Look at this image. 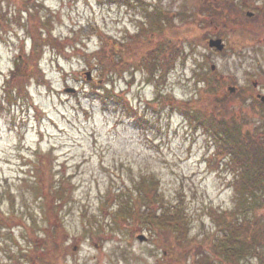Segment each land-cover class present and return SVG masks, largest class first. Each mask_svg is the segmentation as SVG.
I'll use <instances>...</instances> for the list:
<instances>
[{
	"label": "rangeland",
	"instance_id": "1",
	"mask_svg": "<svg viewBox=\"0 0 264 264\" xmlns=\"http://www.w3.org/2000/svg\"><path fill=\"white\" fill-rule=\"evenodd\" d=\"M23 2L33 17L18 10ZM147 8L165 11L166 29L175 25L179 55L168 58L166 73L154 76L125 60L104 76L89 52L100 49L119 63L117 53L126 54L119 42L130 45L150 25ZM2 12L0 210L8 219L0 218V264H35L34 251L62 264H188L168 261L164 232L154 239L147 230L130 231L112 212L148 180L158 181L169 204L183 205L198 239L217 229L211 207L234 208V175L217 154L219 143L179 106L195 98L188 108L199 113L245 111V129L262 135L264 103L254 94L264 93V0H3ZM41 23L43 37L49 29L61 48H37L40 78L14 103L7 89L18 77L11 72L18 57L33 53L32 32ZM219 37L221 51L209 44ZM202 76L216 81V92L202 88Z\"/></svg>",
	"mask_w": 264,
	"mask_h": 264
},
{
	"label": "trees",
	"instance_id": "2",
	"mask_svg": "<svg viewBox=\"0 0 264 264\" xmlns=\"http://www.w3.org/2000/svg\"><path fill=\"white\" fill-rule=\"evenodd\" d=\"M2 4L3 0H0V31L8 29ZM23 4L24 2L17 6L18 10L25 8L29 16L33 17L34 14L30 12L32 7ZM146 11L150 14V25L143 26L139 33L134 34L129 41L130 45L119 42L126 47V54L117 53L119 63L114 61V56H105L104 51L100 49L89 52L88 56L91 59L94 58L104 65L100 67L101 74L112 75L115 72V65L121 62L123 64L125 60H130V63L137 66H145L154 76L160 69L165 73L168 72V58L178 56L181 49L173 38L178 31L173 30L174 24L166 29V21L162 23L165 15L163 9L154 8L150 12L147 8ZM41 26L43 28L40 29L38 25L39 30L37 27L36 32H32L33 53L25 57L26 60L24 57H18L14 70L11 72L13 76L11 79L18 77L7 89L9 97L14 98V103L20 97L28 98L29 81L33 77L40 78L42 70L34 64L39 58L40 51L37 48L45 44L61 48L59 44L62 42L54 37L49 29L48 36L43 37L42 29L47 25L41 23ZM113 64L114 67H112ZM199 80H201L199 82L202 88H211L213 93L216 92L215 88L218 89L216 81L211 77L202 76ZM103 90L111 97H115L113 91L108 88L105 87ZM119 98L122 97L119 96ZM166 100L168 107L173 109L176 101H173L170 95L166 96ZM195 100L197 99L185 101V104L179 106V111L193 127L202 125L204 130L214 136L219 143L217 154L220 159L226 158L225 164L234 175L231 180L235 192L234 208L214 210L211 207L209 213L217 229L211 232L207 239L205 236L204 239H198L197 235H190V226L183 214L185 211L183 205L169 204L164 196L158 193V181L148 180L150 183L148 181L143 183L146 185L142 183L137 185L136 196H129L127 200L118 203L120 205L112 212L113 219H118L130 231L147 230L154 239L164 232L166 236L162 234L163 247L169 255V262L179 260L188 264H246V261H249L250 264H264V129L261 132L262 135L245 129L247 122L245 111L239 115L233 111V115L227 117L229 109H223L222 106L209 115L188 108ZM255 103L259 106L263 105L258 100ZM262 114L264 115V112ZM262 118L264 119V116ZM259 125H264V121ZM257 139L261 141L258 142ZM147 184L150 185L147 186ZM42 197L43 194H41ZM45 197H48L47 194ZM0 218L8 219L1 210ZM204 244L207 246L203 247ZM32 260L35 264H62L58 261V257L44 260L35 251L32 254ZM253 260L256 262H252Z\"/></svg>",
	"mask_w": 264,
	"mask_h": 264
},
{
	"label": "water",
	"instance_id": "3",
	"mask_svg": "<svg viewBox=\"0 0 264 264\" xmlns=\"http://www.w3.org/2000/svg\"><path fill=\"white\" fill-rule=\"evenodd\" d=\"M209 44H210V46L216 47L219 50H222L224 48V43H223L221 38L210 39ZM86 76H87V79L90 80L92 78V71H90V70L87 71L86 72ZM228 90H230L231 92L235 93L237 91V87L230 85V86H228ZM69 91L74 92L75 89L71 88ZM258 97L264 102V95L259 94ZM138 238L141 241H143V240L146 239V236L145 235H139Z\"/></svg>",
	"mask_w": 264,
	"mask_h": 264
},
{
	"label": "flooded vegetation",
	"instance_id": "4",
	"mask_svg": "<svg viewBox=\"0 0 264 264\" xmlns=\"http://www.w3.org/2000/svg\"><path fill=\"white\" fill-rule=\"evenodd\" d=\"M246 8H249L248 6H246ZM262 8V7H261ZM249 10V11H248ZM165 12V11H164ZM254 14H255V12L254 11H252V10H250V9H247L246 10V18H247V15L248 16H250V17H252V18H254ZM247 40L248 39H250V37H247L246 38ZM254 86L255 87H257L258 86V83L257 82H254ZM260 92L257 90V88H256V91H255V98H257V94H259ZM258 99V98H257ZM259 100V99H258ZM259 102H261V101H259ZM262 103V102H261Z\"/></svg>",
	"mask_w": 264,
	"mask_h": 264
}]
</instances>
